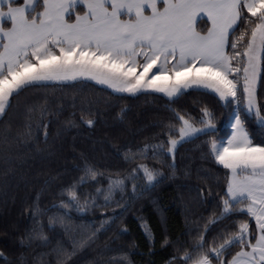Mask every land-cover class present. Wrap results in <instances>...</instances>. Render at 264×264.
I'll use <instances>...</instances> for the list:
<instances>
[{"label":"snow or ice","instance_id":"1","mask_svg":"<svg viewBox=\"0 0 264 264\" xmlns=\"http://www.w3.org/2000/svg\"><path fill=\"white\" fill-rule=\"evenodd\" d=\"M199 19L205 20L202 30ZM88 81L117 96L163 94L170 116L156 121L152 127L158 131L135 151L125 146L123 159L133 165L126 173L107 174L84 159L83 166H77L83 175L61 188L58 202L41 207L37 196L28 209L33 226L21 244L31 247V242L42 241L51 247L45 227L55 231L59 226L68 241H56L52 253L56 264H68L102 232L122 223L131 203L121 205L117 194L123 199L130 186L131 199H136L167 179L161 168L139 161L155 160L174 176L179 149L202 141L197 145L202 157L225 170L223 185L217 182L222 188L216 193L220 212L196 228L191 243L164 238V246L174 247L168 264H264V134L254 139L248 128L253 121L264 129V0H0V142L31 138L34 124L45 140L49 137L44 120L58 118V113L49 107L47 94L43 104L28 109L25 132L14 133L6 122L24 93ZM189 89L209 98L208 103L199 101L197 116L175 107ZM93 104L84 101L80 123L66 120L65 129L93 128L98 123L92 118ZM218 109L231 126L226 139L216 138ZM125 115L122 109L121 122ZM112 147L121 154L120 147ZM105 179L106 188L96 187L94 194L81 199L78 189ZM207 193L212 194L210 187ZM113 204L121 212H103L98 227L71 223L73 210L83 215ZM217 225L218 234L209 240L207 234ZM143 229L154 240L146 222ZM117 231L122 236L128 230ZM112 251L105 242L100 264ZM0 264L14 260L0 251ZM108 264L132 261L122 252Z\"/></svg>","mask_w":264,"mask_h":264},{"label":"trees","instance_id":"2","mask_svg":"<svg viewBox=\"0 0 264 264\" xmlns=\"http://www.w3.org/2000/svg\"><path fill=\"white\" fill-rule=\"evenodd\" d=\"M202 21L205 20L199 19L197 23L201 30L206 26L205 23L201 25ZM45 94L51 110L58 113V118L49 116L44 120L48 124V139L45 140L44 132L37 130L34 124L31 138L19 136L9 144L0 142V251L13 259L14 264H56L52 247H55L56 241L67 244L68 236L62 234L59 226L55 231L45 227V233L53 241L51 247H45L42 241L31 242V247L21 244V238L26 239L28 230L33 226L28 209L37 196H40L41 207H50L54 201L58 202L61 188L83 175L77 166L82 167L84 159L107 174L126 173L133 165L123 159L122 153L127 151L125 146L135 151L158 131L152 125L170 116L165 107L168 101L163 94L133 96L125 93L117 96L110 89L88 81L85 85L75 87L32 89L24 93L6 118L14 133L27 130L28 109L43 104ZM89 99L94 101L92 118L98 123L93 128L80 125L65 129L66 120L75 119L77 124L80 123L82 104ZM208 99L190 89L175 107L197 116L199 101L208 103ZM122 109L126 110L123 122L119 119ZM73 113H76L75 117ZM222 113V109L217 110L220 117L217 121L220 128L216 134L218 140L226 139L231 132ZM248 128L254 139L264 134V129L253 121L249 122ZM113 144L121 148V154L113 150ZM200 144L202 141H197L179 149L174 176L166 165L161 166L155 160L139 161L161 168L167 179L144 191L136 199H131L130 186L129 193L123 199L117 194L116 199L120 200L121 205L131 203L121 216L122 223L117 221L110 231L102 232L95 244L86 246L68 264H100L101 249L105 242L114 251L104 254V264H108L113 257L118 260L122 252L128 254L132 264H168L174 254V247L164 246L163 239L191 243L197 235L196 228L207 223L214 211L217 214L220 212L216 193L221 192L222 188L217 186V182L223 185L225 170L211 158L202 157L197 147ZM46 182L50 184L46 186ZM96 187L106 188L107 180L82 186L78 189L81 199L85 193L94 194ZM209 187L212 189L211 195L207 193ZM201 192L206 199L201 197ZM99 200L102 203L103 198ZM113 209L117 213L121 212L114 204L107 209L95 208L83 215L73 210L71 223L74 226L98 227L105 218L102 213H111ZM145 222L150 226L154 240H149L145 234ZM44 223L47 225L46 217ZM120 227L128 230L122 236L117 231ZM220 228L221 225H217L215 231L208 233V239L217 235Z\"/></svg>","mask_w":264,"mask_h":264},{"label":"rangeland","instance_id":"3","mask_svg":"<svg viewBox=\"0 0 264 264\" xmlns=\"http://www.w3.org/2000/svg\"><path fill=\"white\" fill-rule=\"evenodd\" d=\"M204 23H205V21H202V24L201 25H203L204 26ZM91 82H93V83H95L94 81H91ZM101 86V85H100ZM103 87H105V88H107L106 86H103ZM109 89V88H108ZM111 90V89H110ZM190 90V89H189ZM129 95H131V94H129ZM229 125V127L231 128V126H230V124H228ZM213 264H215V261H213Z\"/></svg>","mask_w":264,"mask_h":264},{"label":"crops","instance_id":"4","mask_svg":"<svg viewBox=\"0 0 264 264\" xmlns=\"http://www.w3.org/2000/svg\"><path fill=\"white\" fill-rule=\"evenodd\" d=\"M199 21V20H198ZM198 21H197V23H198Z\"/></svg>","mask_w":264,"mask_h":264}]
</instances>
